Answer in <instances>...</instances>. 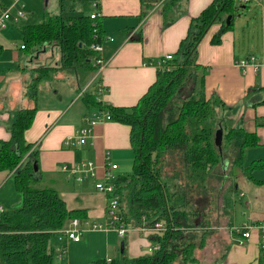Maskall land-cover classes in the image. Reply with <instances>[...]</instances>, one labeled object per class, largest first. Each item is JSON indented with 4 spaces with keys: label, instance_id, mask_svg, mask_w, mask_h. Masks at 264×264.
I'll use <instances>...</instances> for the list:
<instances>
[{
    "label": "trees",
    "instance_id": "16d2710c",
    "mask_svg": "<svg viewBox=\"0 0 264 264\" xmlns=\"http://www.w3.org/2000/svg\"><path fill=\"white\" fill-rule=\"evenodd\" d=\"M84 2L88 7L90 0ZM248 2L212 0L192 18L172 61L175 67L159 69L147 92L137 104L128 107L98 99L100 79L95 76L98 65L93 60L97 52L91 44L104 39L99 17L63 10L19 28L23 49L33 52L53 44L60 51L57 65L38 67L36 81L49 70L59 68L86 74L88 82L94 78L89 85L92 89L86 87L80 94L86 106L105 109L110 120L131 127L132 168L116 182L126 224L149 228L164 221L168 226L163 235H148L151 243L160 245L152 253L130 256L124 249L119 257L99 259L95 264H199L196 254L205 244V229L212 224L210 214L220 208L229 215L228 223H234L236 182L230 181L232 193L226 191L219 199L217 191L222 189V183L234 174L235 168L248 179L264 182L255 176L257 169H264V155L246 163L247 149L259 145L256 133L238 126L232 117L233 107L218 95L207 96L206 69L197 62L198 46L210 27L221 23L212 38L213 43H219L223 33L233 29L234 18ZM167 10L164 8L165 13ZM229 15L232 18L227 24ZM33 100L34 106L18 112L10 138L0 139V170L14 172L16 188L23 196L21 206L0 212V264H54L55 232L70 219L85 218L81 209H68L58 189L32 185L40 174L34 166L38 153L25 137L37 111L35 96ZM256 123L264 125V118ZM219 127L223 128L221 149L215 143ZM123 240L126 245V236ZM261 245L259 264H264V243ZM220 259L208 264H219Z\"/></svg>",
    "mask_w": 264,
    "mask_h": 264
},
{
    "label": "crops",
    "instance_id": "0c3cea01",
    "mask_svg": "<svg viewBox=\"0 0 264 264\" xmlns=\"http://www.w3.org/2000/svg\"><path fill=\"white\" fill-rule=\"evenodd\" d=\"M48 1H45L46 4ZM211 1L100 0L99 18L104 33L102 55L106 61L98 74L106 87L101 99L115 106L137 104L157 78V59L167 54L176 56L182 39L188 34L192 18L198 16ZM249 1V5L242 8H248L253 18H243L240 10L234 18L233 29L224 32L219 43H213L212 38L221 23H214L198 46L197 59L206 69L207 96L214 93L226 105L232 106L236 124L256 133L259 139V145L247 149L246 163L264 155V125L256 123L257 119L264 118V0ZM3 3L10 2L3 0ZM164 8L168 9L166 13ZM21 26L11 23L7 29L0 30V139L10 138V128L18 112L34 106L35 96L37 111L31 127L25 131L27 141L38 153L40 174L35 181H43L45 187L58 189L68 209H81L85 213L83 220L89 224L103 222L106 219L107 196L96 189L95 179L88 177L78 181L63 172L61 166L88 159L97 163L98 174L101 175L109 153L110 160L119 165L118 176L128 174L129 163L134 158L131 127L116 120L99 122L92 128L93 135L87 143L65 146V139L76 134L84 124V115L93 109L89 108L87 113L82 109L71 115V102L65 105L59 102L62 94L53 86L50 89L49 84L51 73L57 72V69L49 70L43 78L35 80L39 74L38 67L51 65L48 55L57 47L46 44L39 51L23 49L22 44L18 46L17 41L8 39L14 36L12 31L17 37H22ZM8 46L12 47V55L5 57L4 51ZM253 54L260 63L258 67L253 64L243 70L237 65L239 60ZM28 67L31 70L27 76L29 80H34L25 84L24 71ZM62 71L59 69L60 74ZM14 88L20 90L13 93ZM87 88L92 89V85ZM41 96L45 99L55 97L58 101L42 104L39 102ZM31 101V106H27ZM83 104L86 106L85 102ZM234 174L237 196L233 227L243 225L248 228L253 224L256 227L249 239L231 230L219 264H259L262 237L258 227L264 223V182L246 178L239 168H235ZM255 176L264 180V169H257ZM22 201V193L15 185L14 172L0 170V207L5 210L17 208ZM148 235V230L130 227L126 234L127 254L139 256L147 253L151 244ZM122 241L116 231L88 229L80 241H64L66 253L62 257L55 251L54 264H95L99 259L116 258ZM58 244L59 240L55 238L54 248Z\"/></svg>",
    "mask_w": 264,
    "mask_h": 264
},
{
    "label": "built area",
    "instance_id": "2783aa9c",
    "mask_svg": "<svg viewBox=\"0 0 264 264\" xmlns=\"http://www.w3.org/2000/svg\"><path fill=\"white\" fill-rule=\"evenodd\" d=\"M9 4H4L3 0H0V30L7 29L10 24L19 23L24 16V11L19 4V0H8ZM249 0H241V2H247ZM91 11L90 16L92 18H97L100 16L99 7L100 0H90ZM95 25V23H94ZM96 31V28H95ZM24 48V45H21ZM91 48L97 52L96 56L93 58L94 63L98 65V71L95 76L98 77L99 71L103 69L106 61L103 58L102 52L104 49L103 41L102 42H94L91 44ZM174 54H167L163 58L157 59L159 63V69L161 70H171L175 67L172 63L174 60ZM255 64L256 67L260 65L257 62L256 55H249L248 57L241 59L237 62V65L245 70L248 66ZM94 76V77H95ZM94 79V78H93ZM92 79V80H93ZM91 80V81H92ZM91 81L87 86L91 84ZM86 86V87H87ZM85 87V88H86ZM106 91V87L100 83L98 84L97 95L100 101L102 94ZM111 119V115L105 109H93L89 111L88 114L83 117V125L77 130L76 134L73 136H69L65 139V146H73L75 144H85L88 142V139L93 135L92 128L99 122L107 121ZM109 153L107 155V163L102 167V174H98V165L96 162L88 159H84L78 162L73 163H63L61 166V170L67 173L70 176H74L76 180L82 181L85 178L91 177L95 179V187L97 190L103 192L107 196V206H106V219L100 223H88L87 220H83L80 218L70 219L67 225H65L62 229L57 230L56 237L59 240V244L55 248V251L62 257H64L66 253V247L64 245V241L74 240L80 241L83 234L88 230H103V231H116L121 238H124L129 231L130 227L123 220L121 215L120 208V194L118 193L117 187V169L119 165L115 162H112L109 157ZM5 208L0 207V212H4ZM88 224V226H87ZM256 227V225H250L248 228L242 226L235 227L234 230L242 233L241 235L244 238L249 239L252 235V230ZM141 229L148 230L150 233H157L159 235H163L167 230L168 226L164 221L156 222L152 227L145 228L140 227ZM247 228V229H246ZM261 231L262 242L264 243V223L259 225L258 227ZM160 248L158 243H151L148 249V252L152 253L156 249ZM111 260V259H108Z\"/></svg>",
    "mask_w": 264,
    "mask_h": 264
},
{
    "label": "rangeland",
    "instance_id": "374dc122",
    "mask_svg": "<svg viewBox=\"0 0 264 264\" xmlns=\"http://www.w3.org/2000/svg\"><path fill=\"white\" fill-rule=\"evenodd\" d=\"M45 1L46 0H19V4L24 11V16H23V19L17 24L23 25L22 22L23 21L25 22V20H26V23L24 24L38 22V21L43 20L49 15L59 14L63 10L67 12L70 11L71 13H74L77 11H83V12L89 13V10L91 8L90 4L88 7H86L84 0H49L48 4H46ZM241 15L245 19L253 18V14L248 10V8H244V9L242 8ZM12 34H14V36H11L8 39H10L12 42L17 41L18 46L24 43L22 37L20 36L17 37L14 31H12ZM20 50L24 51L22 49ZM11 55H12V47L8 46L5 48L4 56L8 57ZM48 57L50 59V61H48L50 62L49 64L54 65L55 62L58 63L60 59L59 48L57 47L53 49V51H50ZM59 69L60 71L64 70L61 68ZM30 70L31 68L28 67L24 71L25 84H28L30 81L32 82L34 80V78H31L29 80L30 77L27 76ZM32 77H34V75H32ZM87 83H88V76L86 74L81 75L75 70L70 71V72H63L62 74H60L58 70L57 72L53 71L51 73V79H50L49 84H50V89H52V86H53V89L55 91H58L59 94H62V99L59 101L61 104L65 105V104H68V102H71V106H72L71 115H75L78 111L82 109L85 110L84 112H86L89 109L88 106H84L83 104L84 101L80 98V94L83 91H85V86L87 85ZM19 90H20L19 88H14L13 93ZM88 90H91V89H88ZM57 101L58 100L55 97H53L52 99H45L41 96L39 98V102L42 104L56 103ZM30 104H32V101L29 104H27V106H31ZM129 164H130L128 167L129 169L127 171L130 172L132 168V165H131L132 161ZM230 181L235 182V174H232L231 177L228 176V180L222 183L223 184L222 189H219V192L217 191V195H219V199H221V195L224 192L226 191L231 192V190L229 189L231 188L230 183L232 182ZM32 185L34 187H45L46 186V184L43 181H39V180L33 181ZM226 195H228V193H226ZM229 197L231 198L232 195H229ZM210 215L212 217V224L205 229V231H207V234L205 236V244L203 246V249L198 250L196 254L198 258L200 259L199 264H208L210 262H213L217 258H220L222 254L225 252L224 248L227 244V241L229 240L228 238H229L230 231L231 230L234 231L233 225L231 226V224L228 223L229 215L226 214L223 210H220V208L216 209L215 212ZM216 215L218 216L217 220L214 219ZM117 255H118L117 257L121 255V247H119L117 251Z\"/></svg>",
    "mask_w": 264,
    "mask_h": 264
},
{
    "label": "water",
    "instance_id": "95a60500",
    "mask_svg": "<svg viewBox=\"0 0 264 264\" xmlns=\"http://www.w3.org/2000/svg\"><path fill=\"white\" fill-rule=\"evenodd\" d=\"M232 15H229L226 18V23L229 24L231 22ZM215 143L221 149L223 143V128L219 127L215 133ZM35 170L38 169V162H34ZM125 249V242L124 240L121 242V252H124Z\"/></svg>",
    "mask_w": 264,
    "mask_h": 264
}]
</instances>
